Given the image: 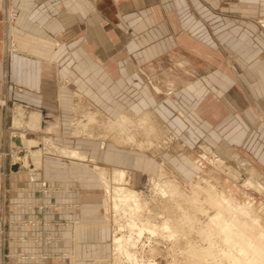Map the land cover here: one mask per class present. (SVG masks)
Returning a JSON list of instances; mask_svg holds the SVG:
<instances>
[{
	"label": "rangeland",
	"instance_id": "rangeland-1",
	"mask_svg": "<svg viewBox=\"0 0 264 264\" xmlns=\"http://www.w3.org/2000/svg\"><path fill=\"white\" fill-rule=\"evenodd\" d=\"M207 4L199 0H173L172 8L126 9L122 17L125 18V24L120 25V29L114 25L109 26L110 112L92 104L81 94H73L66 120H61L54 113L20 104L5 105L0 101L1 110H6V119L3 118L0 125V211L5 194L15 187V181L10 182V177L19 182L25 179L34 194L71 193L73 189L52 186L46 178L56 179L59 183L75 178L77 184L87 192L81 204L78 201L29 200L13 202V208L29 210L34 214L44 209L78 210L80 205L86 211L93 210L94 223L97 221L103 225H97L96 229L90 227L88 233L92 241H104V255L107 258L105 264H125V258L115 251L113 243L114 238L122 233L129 234L125 224L130 222L131 217L114 209L113 201L104 193L103 183L97 175L100 169L108 175L113 168L123 169V185L135 191L140 197L138 204L142 203L137 207L136 217L145 225L155 228L153 235L145 231L142 237L135 236L137 245L130 248L137 261L142 260L145 264L148 260L154 264H233L231 259L224 256L227 245L216 235L218 225H215L216 234L213 232L208 238L207 231L211 229L208 228L210 221L207 219L216 212L222 218L238 216L236 212L240 206L251 204L254 213L263 220L259 227L248 226L246 229L248 232L251 229L250 232L256 235L257 230H264V193L246 185L244 173L232 179L226 172L213 169L212 164L203 156V147H209L233 170L243 168L239 157L246 158L264 179V125H260L262 121L264 123V114L261 112L264 107L260 104L264 102L261 93L264 86V56H260L264 52V16ZM115 13V10H110L113 18ZM231 15L242 17L244 21H233L229 18ZM247 24L249 31L254 34L249 49L245 48L248 44L246 41L239 42L235 36L229 35L233 33L232 30L235 33L247 29ZM101 43L94 42L95 51L101 49ZM129 64L135 66L133 71ZM231 90L234 91L232 95ZM246 92H251L255 100L252 104L254 118L244 114L245 100L241 99L240 94ZM234 99L240 101L241 106L236 112L230 113L229 102ZM18 108L39 113L41 120L35 130L21 126L25 117L20 120V124L13 123V112ZM122 112L134 119V123L127 125L126 132H120L114 127L108 128L107 117L115 119ZM100 113L103 115L100 116ZM90 114L95 115L94 122L87 119L86 116ZM144 114L147 115L145 122L138 124V118ZM76 121L88 123L81 129V126H76ZM126 133L134 135L136 140L128 139ZM24 137L36 140L37 146L32 148L43 146L46 150L41 151L38 165L26 164L28 175L26 170L18 171L20 175H14L9 166L15 165L13 161L17 153L23 154L26 151H17L13 141ZM45 138L46 143L43 142ZM48 143L78 150L84 155L83 159L67 157L52 150ZM103 150L105 153L102 154ZM69 161L74 162L77 168H70ZM30 175H36L37 178L30 179ZM163 187L169 191L164 190L163 193L160 189ZM21 188L25 189L24 186ZM172 189H178L186 195L180 197L179 206L178 201L171 197L174 192L170 191ZM221 194L233 200L234 208L224 209L220 206L223 208L218 209L217 204L215 207L211 203L212 196L217 198ZM176 210L179 214L184 212L181 221L179 217L175 222L173 215H170ZM238 217L242 218L241 215ZM68 221L74 225L78 223L76 218L64 219L61 223L67 224ZM24 223L36 228L50 222L31 217ZM165 223L168 228H163ZM135 230L134 227L130 234L135 235ZM13 239L15 243L30 241L42 245L56 240L55 236L48 233H31L29 240L18 234ZM8 244L6 233H0V264H10L8 259L27 261L29 264H53L57 260L43 258V253H53L54 250L43 247L22 250L10 248ZM235 252L238 256L239 252L234 248ZM66 254L67 259L72 261V255ZM40 255L42 258H38ZM248 258L252 264L260 262L259 259H251V256Z\"/></svg>",
	"mask_w": 264,
	"mask_h": 264
},
{
	"label": "crops",
	"instance_id": "crops-1",
	"mask_svg": "<svg viewBox=\"0 0 264 264\" xmlns=\"http://www.w3.org/2000/svg\"><path fill=\"white\" fill-rule=\"evenodd\" d=\"M199 1L208 3V6L212 3L216 8L241 9L246 13L264 16V0ZM172 3L173 0H0V101L5 105L20 104L54 113L59 115L61 120H66L65 117L73 102V94H81L92 104L102 106L101 108L110 112L109 26L114 25L120 29L119 26L125 24V18L122 17L126 9L172 8ZM110 10L116 11L114 18L110 15ZM11 11H14L16 16L9 20L8 14ZM229 18L233 21H244L242 17ZM249 24L247 29L235 33L231 29L233 33H229L239 42L246 41L250 45H245L247 49L252 46L251 42L254 40L253 32L248 29ZM262 35L264 36V33ZM96 41L102 43L101 49L95 51ZM262 55L264 56V52L260 53V56ZM128 66L132 71L135 68L134 65ZM262 84L264 85V82ZM249 85L252 87V84ZM262 89L261 93L264 95V86ZM233 92L231 90L230 95ZM240 97L245 100L244 114L254 118L252 104L255 100L252 93L246 92L244 95L240 94ZM229 103L230 113L240 109V101L234 99ZM260 104L264 107L263 101ZM1 109L0 125L3 118L6 119V110ZM255 109L257 110V107ZM261 112L264 114L263 109ZM260 125L263 127V121ZM74 165V162L69 161L70 168H77ZM9 168L12 174H21L11 166ZM13 179L10 177V182L15 181V187L5 194L0 211V233H6L10 248L25 250L43 247L72 255V261L57 257L53 264H105L107 258L104 255V241H92L88 233L90 227L94 226L96 229L97 225L100 227L103 225L97 221L94 223L93 210L86 211L81 209L80 205L78 210L44 209L34 214L29 210L13 208V202L29 200L80 203L87 192L77 184L75 178L60 183L56 179L46 178L52 186L73 189V192L63 194H34L25 179L20 182ZM20 186H24L26 190ZM31 217L43 218L50 223L38 225L36 228L31 227L24 223ZM73 218L78 219L75 225L70 221L67 224L61 223V220ZM31 233L52 234L56 240L43 245L40 242L36 244L30 241L16 243L13 241L18 234L29 240ZM8 260L10 264H29L27 261Z\"/></svg>",
	"mask_w": 264,
	"mask_h": 264
},
{
	"label": "bare ground",
	"instance_id": "bare-ground-1",
	"mask_svg": "<svg viewBox=\"0 0 264 264\" xmlns=\"http://www.w3.org/2000/svg\"><path fill=\"white\" fill-rule=\"evenodd\" d=\"M13 114H14L13 115L14 119L13 118L12 119H13V123L14 124H18V123L20 124V120H22V118L25 117L26 120L24 122H23V120L21 121L22 122L21 126H23V125L28 126L30 128V130H33V129L35 130L39 126V121L41 120V116H39V113L34 112L33 110H26L24 108H22V109L18 108L15 112H13ZM102 115L100 113V116H102ZM94 116H93V114H90V115H87L86 117H87V119L89 121L94 122V120H95ZM152 116H153V114H152ZM45 117H48V115H46ZM146 118H147V115L144 114L142 117L138 118V120H137L138 122L137 123L138 124L144 123ZM133 120L134 119L129 118V116L126 113L122 112L115 119L107 117V122H108V124L110 126L107 123L106 124H107L108 128H110V127L113 128L114 127L120 132H126L127 125H129L132 122L134 123ZM75 123H76V126L79 125V126L82 127L81 129H83L85 126H87L88 122L87 123L83 122V124H82L79 121H76ZM126 134H127L128 139H131V140H134V141L136 140L133 137L134 135H132L130 133H126ZM16 140H17V142H16ZM16 140L13 141V142H15L14 144H16L17 151L21 152L23 149H25L26 152L23 153V154L17 153V158H15V160L13 161V164H15L17 167L15 165H12V166L10 165V166L14 170H18V171L26 170L27 175H28L29 173H28V170L26 168V164L28 163L29 165H31V164L38 165L40 163L41 151L46 150V147L44 149H43V146L42 147H38V148L37 147L36 148H32V147L37 146L36 145V140L32 139V138H25L24 137V138H22V140H18V139H16ZM46 141H47V138L43 139V142L46 143ZM45 143H43V144L45 145ZM50 146L49 147L52 150L58 151L59 153L65 155L67 157L76 158V159L77 158L78 159H83L84 155L80 154L78 152V150L61 148V147H57L55 145H50ZM203 150H204V155L203 156L205 157V159L207 161H209L212 164L213 169L226 172L232 179H237L238 176H241V173H244V174H246V180H245L246 185L248 184V185L252 186L253 188H255L256 190L260 191L261 193H264V179H263V176L254 169L252 164L246 158L239 157L240 158L239 161L242 164L243 168L240 167V168H238L239 170H233L232 168H230V166H227L220 157H217L212 152V150L209 147L204 146ZM93 168L97 169L96 166H94ZM97 175H98L99 179L103 183L104 193H106L112 199L114 209H118L122 213L128 214L131 217L130 222L125 224V225H127V228L129 229L128 230L129 234L125 235V234L122 233L119 237L114 238V243L113 244H114L115 251L119 252L121 255H123V257L125 258V264H145V263L142 262V260L141 261H139V260L137 261L136 260L135 253H133V250H131V248H130V247L134 246V244L137 245L136 244V240H137L136 238L142 237V235H143V233L145 231H147L150 235L155 234V228L153 226L145 225V222L141 221V219L136 217V211L138 210L137 207L139 206V204H142L140 202L138 204V200H139L140 197L138 196V194L135 191H133L131 189H128L127 187H125L123 185V182H125V170L118 169V168H113L112 169V173L110 175H108V174H106V171L100 169V170H98ZM29 178L32 179V178H37V177H36V175H30ZM111 183H113L112 186H111ZM212 183H213V181L211 182V184ZM205 187H206V185H205ZM216 187H218V186H216ZM160 189L162 190L163 193H165L164 190L165 191H169L165 187L160 188ZM210 190H212V186H211ZM215 190H217V189H215ZM170 191L171 192L174 191L173 195L171 197H173L172 198L173 200L178 201L177 206H179L180 205V201H179L180 197H183V196H186V195L182 191H180L178 189H174V190L172 189ZM222 191H223V188H222ZM213 193L215 194V192H213ZM217 193H218V191H217ZM229 194H231V193H229ZM224 195L221 194L217 198H215V195H214V197L212 196L211 203H213L215 205V207H216V204H217L218 207H219L218 209H222L223 207H224V209H225V207H230L231 208L232 205H235V203L233 202V200L230 199V197H228L229 199H227ZM208 196L210 198V195H208ZM185 198L187 200V197H185ZM197 199H198V197H197ZM200 200H202V199H200ZM204 200H206V199H204ZM209 200H211V198ZM225 200H226V202H224ZM200 202L201 201H199V203ZM237 202L238 201L236 200V205H237ZM188 203H189V201H188ZM195 203H198V202L196 201ZM204 203H206V202H204ZM208 204H210V203L207 202V205ZM243 205L240 206L239 208L237 207L238 211L236 212L237 215L238 214L241 215L242 218L238 217L239 215L238 216H236V215L233 216L232 215L233 217H230V218H228V217L227 218H222L221 214L219 212H216L215 214L210 216L209 220L207 219L208 222L210 221L209 222L210 224L208 223L209 224L208 228L211 229V230L207 231L208 232L207 233L208 238H209V236L211 234H213V232H215L214 234H216L215 225L216 226L218 225V228H217V233L218 234H216V235L221 240H223L226 243V245H227L226 250H225V248H223L225 250L224 251V256L227 259H231L233 264H252V260H250L248 258V257L251 256V259L252 258L259 259L260 260V262L258 261L259 264H264V230L263 229L257 230L258 232L256 233V235L250 232V230H251L250 227H255V228L259 227L260 226V222L263 221V220L260 219L259 215L254 213V210L251 208V204H247L244 207H243ZM220 206H223V207L221 208ZM203 208L200 207V209H203ZM232 208H234V206ZM104 209H105V212H106V210H107L106 206H105ZM235 211H236V209H235ZM182 212H183V210H182ZM183 213L179 214V213H177V210H176V211H174V213L172 212V214H170V215H173L172 217H173L174 221H175V219H177L179 217H180L179 221H181V219L184 216ZM176 215H177V217H176ZM211 221H212V224H211ZM170 222H171V225H172V221H170ZM177 223H175V224L177 225ZM211 226H213V227H211ZM248 226H250L249 227V229H250L249 232L246 230ZM134 227L137 229V230H135L137 232H135V235H131L130 233L134 229ZM263 227H261V228H263ZM163 228H168L166 223L163 225ZM205 231H206V228H205ZM254 231H252V232H254ZM135 236H136V238H135ZM211 237L214 238V236H211ZM206 238H207V236H206ZM213 238H211V239H213ZM216 242H217V240H216ZM211 243L214 244V241L212 240ZM220 244H219V246H220ZM211 246L212 245H210V247ZM232 248H233V251L231 250ZM234 248H235V250L237 249V251L239 252L238 256H237L238 253H236V252H235L236 254L234 253ZM206 249H208V248H206ZM183 250H185V249H183ZM212 251H213V249H212ZM194 252H196V251H194ZM217 252L220 254L219 256L221 257V253L219 251H217ZM248 254H249V256H247ZM220 257H219V260H220ZM38 258H41V256H38ZM192 260H194V259H192ZM215 260H217V259H215ZM206 261H208V260H206ZM197 262H202V261L201 260L200 261L197 260ZM217 262H218V260H217ZM209 263H210V261H209ZM146 264H154V263L152 261L148 260V262H146ZM196 264H201V263H196Z\"/></svg>",
	"mask_w": 264,
	"mask_h": 264
},
{
	"label": "built area",
	"instance_id": "built-area-1",
	"mask_svg": "<svg viewBox=\"0 0 264 264\" xmlns=\"http://www.w3.org/2000/svg\"><path fill=\"white\" fill-rule=\"evenodd\" d=\"M15 16H16V13L14 11L9 12V14H8L9 20L14 19ZM57 257H61V258L65 259V258L68 257V255L66 254V252H58V251H55L53 253H48V254L47 253H43V258L44 259H48V258L56 259ZM41 258H42V256H41Z\"/></svg>",
	"mask_w": 264,
	"mask_h": 264
},
{
	"label": "water",
	"instance_id": "water-1",
	"mask_svg": "<svg viewBox=\"0 0 264 264\" xmlns=\"http://www.w3.org/2000/svg\"><path fill=\"white\" fill-rule=\"evenodd\" d=\"M16 142H17V140H16Z\"/></svg>",
	"mask_w": 264,
	"mask_h": 264
}]
</instances>
